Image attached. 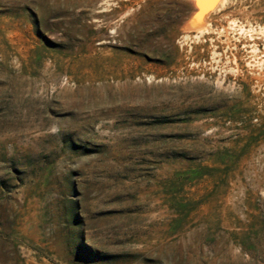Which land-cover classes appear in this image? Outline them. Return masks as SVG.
I'll list each match as a JSON object with an SVG mask.
<instances>
[{
  "label": "rangeland",
  "instance_id": "rangeland-1",
  "mask_svg": "<svg viewBox=\"0 0 264 264\" xmlns=\"http://www.w3.org/2000/svg\"><path fill=\"white\" fill-rule=\"evenodd\" d=\"M200 10L0 0V264H264V0Z\"/></svg>",
  "mask_w": 264,
  "mask_h": 264
},
{
  "label": "bare ground",
  "instance_id": "bare-ground-1",
  "mask_svg": "<svg viewBox=\"0 0 264 264\" xmlns=\"http://www.w3.org/2000/svg\"><path fill=\"white\" fill-rule=\"evenodd\" d=\"M217 0H196V2H197V7H201V10H200V12L198 13V16L199 17H202L203 16V14L205 13V12H207L208 11V9L211 7V5L214 3V2H216ZM196 233V235L199 237H201V238H203L204 236H206L207 234H209L208 232H202V233H197V232H195ZM194 233V234H195ZM195 235V236H196ZM229 237H222L221 239H219L218 241H216L215 242V246L217 245V244H220V243H224L225 242V240H227ZM201 240L202 239H200V241H199V243H201ZM228 242V241H227ZM193 244V243H192ZM191 244V246H194V245H192ZM195 247V246H194ZM193 247V248H194ZM196 248V247H195ZM199 249V248H198ZM195 250V249H194ZM194 250H191V251H193V253H192V255L190 254L189 255V259H188V261H190L192 264H198L200 261H202L203 259L201 258V256H200V254L198 253V252H196V251H194ZM233 259V258H232Z\"/></svg>",
  "mask_w": 264,
  "mask_h": 264
}]
</instances>
